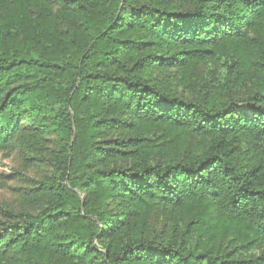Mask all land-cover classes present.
Instances as JSON below:
<instances>
[{
    "label": "trees",
    "instance_id": "obj_1",
    "mask_svg": "<svg viewBox=\"0 0 264 264\" xmlns=\"http://www.w3.org/2000/svg\"><path fill=\"white\" fill-rule=\"evenodd\" d=\"M13 143L0 264H264V0H0Z\"/></svg>",
    "mask_w": 264,
    "mask_h": 264
},
{
    "label": "rangeland",
    "instance_id": "obj_2",
    "mask_svg": "<svg viewBox=\"0 0 264 264\" xmlns=\"http://www.w3.org/2000/svg\"><path fill=\"white\" fill-rule=\"evenodd\" d=\"M50 152L56 149L55 141L48 142ZM51 165L40 156L21 150L11 144L0 151V207L13 211H33L27 202L34 190V181L47 175Z\"/></svg>",
    "mask_w": 264,
    "mask_h": 264
}]
</instances>
